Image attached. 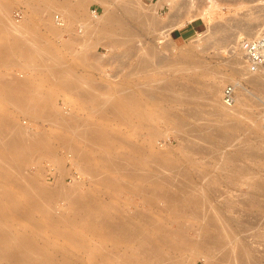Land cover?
<instances>
[{
	"label": "rangeland",
	"instance_id": "obj_1",
	"mask_svg": "<svg viewBox=\"0 0 264 264\" xmlns=\"http://www.w3.org/2000/svg\"><path fill=\"white\" fill-rule=\"evenodd\" d=\"M260 31L264 0H0V264H264V89L231 62Z\"/></svg>",
	"mask_w": 264,
	"mask_h": 264
},
{
	"label": "bare ground",
	"instance_id": "obj_2",
	"mask_svg": "<svg viewBox=\"0 0 264 264\" xmlns=\"http://www.w3.org/2000/svg\"><path fill=\"white\" fill-rule=\"evenodd\" d=\"M187 1V0H186ZM158 2V1H157ZM159 2H160V0H159ZM48 3V2H47ZM46 4V3H45ZM50 7H52V8H59L60 10H62L60 7H58V5H56V4H52L51 2H50V4H47V5H45V8L46 9H49ZM58 9V10H59ZM59 10V11H60ZM63 11V10H62ZM63 13V12H62ZM141 13V12H140ZM74 16H75V18H77V14L75 15L74 14ZM106 20V19H105ZM103 21V20H102ZM114 21V20H113ZM105 22V21H104ZM99 23V22H98ZM103 23V22H102ZM101 25H103V24H101ZM100 25V26H101ZM106 25V24H105ZM104 25V26H105ZM107 25H108V23H107ZM97 26H98V24H97ZM97 26H95L94 25V28H95V30H96V28H98ZM172 27H173V25H172ZM99 28H101V27H99ZM105 28V27H104ZM170 28V27H169ZM248 28V27H247ZM103 29V28H102ZM32 47V46H31ZM37 48V46H35V47H32V48H30V47H27V50L29 51V49H33L34 51H35V49ZM39 48V47H38ZM37 48V49H38ZM39 51V50H38ZM37 51V52H38ZM244 57V56H243ZM245 58V57H244ZM245 61H246V59H245ZM232 62V68H233V70H235V71H238V72H243V70L244 71H246L247 72V76H249V77H251L254 81H255V84L256 85H258V87L260 88V89H264V72H262V71H252V70H250L249 69V67H248V64H247V61H246V63L245 64H243V62L241 61V60H239V59H237V58H235L233 61H231ZM235 83H236V85H238L239 86V89L241 90V92H242V94L245 96L246 94H250L252 91H250V89L245 85V83L243 82V81H241V80H237V81H235ZM237 86V87H238ZM76 87V86H75ZM73 89V88H72ZM76 89V88H75ZM212 90V89H211ZM210 90V91H211ZM216 92H218V86H217V84L216 83H213V90L211 91V92H209L208 93V96H207V98H208V100L209 101H211V102H213L214 100H215V94H216ZM241 94V93H240ZM20 101V100H19ZM20 105V104H19ZM22 105V104H21ZM26 105V104H25ZM27 106V105H26ZM25 106V107H26ZM232 106H234V104L232 103L231 105H226V110L225 111H222V112H219V114L221 113V114H223V115H227V114H230L229 112H230V108L232 107ZM20 107V106H19ZM22 107V106H21ZM24 107V108H25ZM19 129V128H18ZM21 129V128H20ZM16 130V129H15ZM14 130V131H15ZM16 132V131H15ZM12 135L13 136H9L8 135V140H6V142H8V144H7V147H9L10 149H13V150H15V149H19V148H21L22 146L24 147V148H30L31 149V147H32V149H34L33 148V145L35 144H33V142L31 141V139L33 138H31V139H29V136L27 137V136H25V134L23 133V129H22V132L21 131H18L17 133H16V135H15V133L13 132L12 133ZM36 136V135H35ZM264 136V135H263ZM30 137H31V135H30ZM7 138V136L5 137V139ZM41 138V137H40ZM262 139H263V137H261ZM34 139V138H33ZM32 139V140H33ZM37 140V139H36ZM34 141H35V139H34ZM38 141L39 140H37V143H38ZM41 141H42V139H41ZM40 142V141H39ZM37 146V145H36ZM22 147V148H23ZM25 150V149H24ZM29 151H31V150H29ZM17 166V164L16 165H14V167H16ZM17 168V167H16ZM15 168V169H16ZM17 170V169H16ZM61 192V191H60ZM59 192V193H60ZM61 194H62V192H61ZM76 196V195H75ZM74 196V197H75ZM73 197V198H74ZM76 198H78L79 199V197H77L76 196ZM76 198H74L73 199V202L75 203V199ZM80 200V199H79ZM77 203H79V202H77ZM77 205V204H76ZM79 205L80 206H82V204L80 203V204H78V207H79ZM77 207V208H78ZM84 207V206H83ZM83 207L81 208L82 210H83ZM78 210H80V209H78ZM87 210V209H86ZM76 211V210H75ZM83 211H85V207H84V210ZM79 213V212H78ZM107 221V220H106ZM1 223V222H0ZM108 223H110L109 221H108ZM103 224V223H102ZM113 224H115V223H112L111 222V226H113ZM120 224V223H119ZM109 226H110V224H109ZM128 231H130V230H128ZM131 232V231H130ZM130 232H128V233H130ZM131 234V233H130ZM132 234H133V232H132ZM21 251H22V249H21V247L19 246V245H17V247L16 248H13V250L11 251H9L8 249H6V250H4V248H1L0 247V256H1V258H6V259H8V258H11V257H15V258H19V256H20V254H21Z\"/></svg>",
	"mask_w": 264,
	"mask_h": 264
},
{
	"label": "built area",
	"instance_id": "obj_3",
	"mask_svg": "<svg viewBox=\"0 0 264 264\" xmlns=\"http://www.w3.org/2000/svg\"><path fill=\"white\" fill-rule=\"evenodd\" d=\"M239 49L250 70L264 72V31L251 36H243L239 41ZM234 91L233 86L229 85L225 88L224 99L228 105H231L235 100Z\"/></svg>",
	"mask_w": 264,
	"mask_h": 264
}]
</instances>
